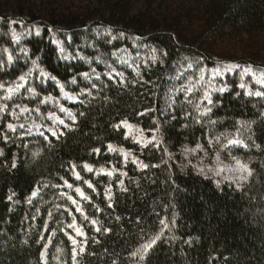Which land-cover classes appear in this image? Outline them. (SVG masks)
Wrapping results in <instances>:
<instances>
[{"label":"trees","instance_id":"obj_1","mask_svg":"<svg viewBox=\"0 0 264 264\" xmlns=\"http://www.w3.org/2000/svg\"><path fill=\"white\" fill-rule=\"evenodd\" d=\"M134 46L139 63L120 62ZM227 64L240 67L213 80ZM263 72L264 0H0V134L35 124L0 154V264H73L72 215L87 234L78 264H264V87L253 77ZM122 121L156 142L136 144ZM210 140L240 141L229 153L246 179L217 183L189 165L183 151ZM119 149L148 167L123 163ZM65 181L90 198L80 202L89 220L61 195Z\"/></svg>","mask_w":264,"mask_h":264},{"label":"rangeland","instance_id":"obj_2","mask_svg":"<svg viewBox=\"0 0 264 264\" xmlns=\"http://www.w3.org/2000/svg\"><path fill=\"white\" fill-rule=\"evenodd\" d=\"M33 31H34V33H32V34H34V35L38 34V32H37L38 30L31 29V30L23 31V33H21L22 35H20V36L26 37L28 34H31L30 32H33ZM15 41L18 42L19 38H15ZM134 53H136V54L133 55V54H131V52L124 54L123 58L121 59L120 62H122L124 64H131V66L138 64L140 61V58H139L140 52H138V49L136 46H134ZM67 57H68V59H75V57H72L71 55H67ZM76 58L83 59L81 56H79V54H76ZM85 62H87V61H85ZM227 65H230V64H227ZM227 65H224L223 67H220L217 70H215L212 73L211 78L213 80H220V79L224 80L227 75L234 74L238 69V68L227 69L226 68ZM243 74H245V72H243ZM259 74H261V73H259ZM259 74L253 75L255 80H256V75H259ZM246 75L250 76V75H252V72H249ZM118 76H119V73L114 71L112 73V76H110V77L112 78V77H118ZM26 83H27L26 78L17 81L15 83V85L7 88V92H8L7 96L9 98H11L15 94H17L19 91H21L25 87ZM259 85H261V84H259ZM262 86L264 87V85H262ZM9 90H11V91H9ZM65 97L71 98V96L68 93H65ZM207 99H209V96H207ZM62 109H64V108H62ZM27 112L28 111H25V110L22 111V113H27ZM49 117H51V118L54 117L55 123H60V121H62L61 118H59L58 116H55V115H51ZM9 124L13 125L12 129L8 128ZM9 124L7 125L6 129L0 134V142L2 143L0 145V154H2L4 152V148H5L4 144L10 142L11 134H13L17 131L20 133L21 137H24L31 132V130L33 129V127L35 125L34 123H31V122H24V123L16 122V123H9ZM128 124L133 125L132 123H128ZM21 125H23V127H21ZM133 126L134 127H133V130L131 133H129V130L125 126H124V128H125L127 137L132 139L136 144L142 145L145 147V146H148L152 143L154 144L156 142V137H155V134L153 132L145 131L141 127H137L135 125H133ZM38 128L44 129L45 132H47L51 135H52V131H54L53 129H50V128L44 126L43 124L38 125ZM137 129H139L141 131L137 132L136 131ZM141 132H142L143 141H152V142L145 144L143 141H141V139H140ZM56 135H57V133H56ZM234 141H237V140H234ZM239 144L240 143L230 144L228 142L223 147L217 149L213 146V141L210 140L209 146H205L204 144H199L200 147L199 148L196 147L195 151L184 150L183 156L186 158V161L189 163V165L192 166L195 169V171L197 173L201 174L202 176H205L206 178L214 180L217 183L238 184V181L241 180L239 177L241 175L244 176L245 172L240 173V172H235V171H229V169L235 168L236 160H237L236 158H234L230 155L229 150L232 149L233 147L238 146ZM109 151L112 154L114 153V150H109ZM117 152L119 153L120 157L122 158L123 163H125V164L126 163H132V164H135L138 167H140L139 158L137 157V155L133 151L125 150V149H119V150H117ZM125 154H129V155L126 156ZM217 157H219V160L217 159ZM219 168H223L224 171L217 174V170ZM201 169H203V171H201ZM88 172H90V171H88ZM91 172H94L95 174L100 175V176H107L110 178H114V177H116V175L122 174V171L117 170L113 166H110L109 168H104V172H100V170H98L96 172L94 169ZM108 172H112L113 174L111 176H109L107 174ZM64 189H66V191L63 192L66 194V195H63L64 198L67 199V195H71V196H73V198H75L78 201V203L83 201L75 193L73 188L70 189L65 185ZM72 193H74L75 196ZM110 195L112 196V188H111ZM68 202L70 203V201H68ZM69 230H70L69 234H72V235L75 234L73 229L69 228ZM67 239H68V237H67ZM77 239L82 241L83 237H77ZM47 248H48V245H47L45 251L43 252L45 254L44 258H43L44 263L47 261ZM78 256H77V258H78Z\"/></svg>","mask_w":264,"mask_h":264},{"label":"snow or ice","instance_id":"obj_3","mask_svg":"<svg viewBox=\"0 0 264 264\" xmlns=\"http://www.w3.org/2000/svg\"><path fill=\"white\" fill-rule=\"evenodd\" d=\"M240 66L238 64H230V65H227L226 68L227 69H234V68H239ZM244 72L245 74L249 73V72H252V68L249 66L247 68L244 69ZM255 75V74H254ZM23 79V77L21 78ZM256 83L258 84H261V85H264V73H261L259 75H256ZM241 87H244L243 84H241ZM192 89L190 87L187 88V91H191ZM11 91V90H9ZM256 96H261V95H264V93L260 92V91H257L255 93ZM50 99V98H49ZM5 109L3 107H0V111H4ZM27 110V109H25ZM61 111H64V109H61ZM71 115V114H69ZM141 115H144V113H141ZM74 119V118H73ZM61 124H63V121H60ZM128 130H129V133L132 132L133 130V125L131 124H128L127 121H122L121 122ZM21 127H23V125H21ZM116 127H120V125H116ZM8 128L9 129H12L13 128V125L9 124L8 125ZM137 132H140L141 130L137 129L136 130ZM41 135H43V133H41ZM52 135L55 136L56 135V132L55 131H52ZM45 139H47V137H45ZM141 141H143V137H142V132H141V137H140ZM145 144L146 143H151L152 141H143ZM230 144L232 143H240V141H229ZM198 148L200 147L199 145L197 146ZM108 148L110 150H114L113 149V146L112 145H108ZM187 151H195V149H186ZM94 151L96 152H99V149H94ZM122 151V150H121ZM126 156L129 155V154H125ZM217 159L219 160V157H217ZM140 166L142 168H147L148 165L147 164H143L141 162ZM156 165H153V167H155ZM84 168L87 169L88 171H93V169L85 164L84 165ZM73 170L75 171V166H73ZM201 171H203V169H201ZM224 171L223 168H219L217 170V174H219L220 172ZM229 171H235V172H240V173H244V172H248V169H247V166L242 164L238 159L236 160V166L235 168L233 169H229ZM100 172H104V169H100ZM109 176H111L113 173L112 172H108L107 173ZM249 175L251 174L250 172L248 173ZM122 175H126V173H122ZM76 178L77 179H80L81 177L79 176V173H76ZM241 180L243 179H246L245 176L241 175L239 177ZM85 183L88 185L89 188H92L94 191V187L93 185L88 182V181H85ZM120 184L123 185V181H120ZM65 185L68 187V188H73V185L68 183L67 181H65ZM75 193L82 199V200H86V201H90V198L84 193V191L80 188V187H76L74 189ZM110 192H111V188H108L106 190V198L109 200V207H112V204H111V195H110ZM33 196L36 195V192H33L32 194ZM61 195H66L65 193H61ZM67 200L70 201V203L74 206L75 208V212L76 213H79L81 216L84 217L85 220H89V217L85 214L84 212V209L83 207L81 206L80 203H78V201L73 198V196L71 195H67ZM99 210V209H98ZM65 211H68L70 215H72L71 213V210L70 209H65ZM51 215V213H50ZM117 219H119V217H117ZM90 223L93 225V226H96L98 224L97 220L95 219H92L90 221ZM161 224H164V221L161 220L160 222ZM68 228H71L74 230V235L72 234H69L68 232H65V235L68 237V240L71 242L72 244V260H73V264H78L77 262V256L78 255H81L85 252V248H86V241H87V234L83 231V228L81 226H78L77 225V222H76V217L75 215H72V222L70 224L67 225ZM95 231L96 232H100L101 229L99 226L95 227ZM105 232H108L110 231V229H104ZM77 237H83V240H78ZM159 239V237H154L152 238L151 240H149L148 242L144 243L141 245V247L139 249L136 250V252L132 253L133 256H136L137 254H141V258H143V255L142 253L143 252H146L149 248L152 247L153 244H155L156 240ZM98 242V241H97ZM44 253L42 252L41 253V258L43 259L44 258Z\"/></svg>","mask_w":264,"mask_h":264}]
</instances>
